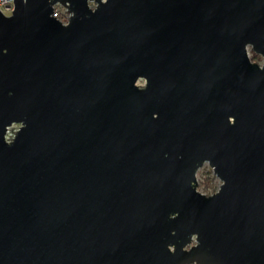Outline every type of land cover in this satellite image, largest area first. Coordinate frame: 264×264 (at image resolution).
<instances>
[{"label": "water", "instance_id": "95a60500", "mask_svg": "<svg viewBox=\"0 0 264 264\" xmlns=\"http://www.w3.org/2000/svg\"><path fill=\"white\" fill-rule=\"evenodd\" d=\"M94 3L0 12V264H264V0Z\"/></svg>", "mask_w": 264, "mask_h": 264}, {"label": "built area", "instance_id": "2783aa9c", "mask_svg": "<svg viewBox=\"0 0 264 264\" xmlns=\"http://www.w3.org/2000/svg\"><path fill=\"white\" fill-rule=\"evenodd\" d=\"M88 4L91 8L94 7L95 5L94 0H88ZM13 8H14L13 0H0V12L2 14L9 16L12 13ZM51 15L57 20H59L62 24H66L70 17V13L67 11V9L58 3L53 6V11ZM19 127L20 124L18 123H12L11 125L6 127L4 133V140L7 143L13 140ZM193 244H194V238L186 248H189ZM191 264H195V263H191Z\"/></svg>", "mask_w": 264, "mask_h": 264}, {"label": "rangeland", "instance_id": "374dc122", "mask_svg": "<svg viewBox=\"0 0 264 264\" xmlns=\"http://www.w3.org/2000/svg\"><path fill=\"white\" fill-rule=\"evenodd\" d=\"M249 57L251 55L250 48ZM254 62L262 65L263 59L260 57L256 59ZM144 84L143 79H139L137 81L138 86H142ZM196 181H197V190L205 195L213 194L220 186L221 181L216 177L213 173L211 167L207 162H204L201 167H199L196 171Z\"/></svg>", "mask_w": 264, "mask_h": 264}, {"label": "trees", "instance_id": "16d2710c", "mask_svg": "<svg viewBox=\"0 0 264 264\" xmlns=\"http://www.w3.org/2000/svg\"><path fill=\"white\" fill-rule=\"evenodd\" d=\"M261 56L251 51L250 59L251 61H255L256 59H259Z\"/></svg>", "mask_w": 264, "mask_h": 264}, {"label": "flooded vegetation", "instance_id": "af4514ba", "mask_svg": "<svg viewBox=\"0 0 264 264\" xmlns=\"http://www.w3.org/2000/svg\"><path fill=\"white\" fill-rule=\"evenodd\" d=\"M254 62V61H253Z\"/></svg>", "mask_w": 264, "mask_h": 264}]
</instances>
